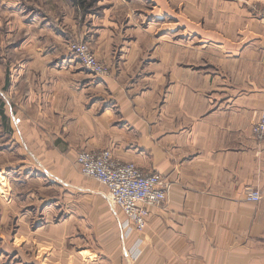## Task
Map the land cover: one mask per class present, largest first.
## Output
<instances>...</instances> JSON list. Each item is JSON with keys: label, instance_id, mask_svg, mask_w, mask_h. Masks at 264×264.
<instances>
[{"label": "crops", "instance_id": "1", "mask_svg": "<svg viewBox=\"0 0 264 264\" xmlns=\"http://www.w3.org/2000/svg\"><path fill=\"white\" fill-rule=\"evenodd\" d=\"M32 1L2 0L16 71L0 99L25 177L60 193L0 205V264H264V0ZM66 31L109 73L59 53ZM104 149L167 179L143 231L76 169L79 151Z\"/></svg>", "mask_w": 264, "mask_h": 264}, {"label": "built area", "instance_id": "2", "mask_svg": "<svg viewBox=\"0 0 264 264\" xmlns=\"http://www.w3.org/2000/svg\"><path fill=\"white\" fill-rule=\"evenodd\" d=\"M70 51L90 73L96 76L108 74V68L87 42L72 43ZM252 132L257 141L264 142V110ZM76 163L81 174L97 180L107 189L111 205L120 210L137 232L146 228L150 207L163 205L167 200L168 182L165 177L158 173H145L133 162H119L109 149L83 150ZM261 198L258 190H249V201L258 202Z\"/></svg>", "mask_w": 264, "mask_h": 264}, {"label": "rangeland", "instance_id": "3", "mask_svg": "<svg viewBox=\"0 0 264 264\" xmlns=\"http://www.w3.org/2000/svg\"><path fill=\"white\" fill-rule=\"evenodd\" d=\"M32 2H34V0ZM53 10H55L54 5H53ZM2 11H3L2 10V0H0V14L2 13ZM153 26L157 27L159 25H157L155 21ZM4 27H5L4 22L0 20V77H5V74L6 75L8 73L12 74V72L16 71L14 68H12L11 70L9 68L10 64L15 62L16 55L9 54L7 51V45H5L7 44V42H4L3 37H2V32H3ZM70 33L69 31H66L67 38L63 41H61L60 39L58 40V42H56L53 39V44L55 42L54 47L57 48L58 52L63 54V56L70 54V47L72 43H75L78 41H84L80 37L79 33H75V32H70ZM47 52L48 53L51 52L49 48ZM72 56L74 60L80 63V61L78 60V58H76L75 55H72ZM82 67L84 68V66ZM109 71L110 70L108 69V73ZM16 123L17 121H13L8 116L2 118L0 115V205L1 204H11L15 201V199L19 201L21 204L26 205L27 207H33V205L38 207L43 202L45 203L44 205H54L59 201L56 198H58L57 194L60 193L59 191L60 186L58 187L52 186V188H49L48 187L49 185H47V181L45 179L42 180L43 182H40V180L33 182L32 181L33 178L25 177L27 175L26 168L32 165H25L21 163V161L25 160L27 156H26L25 151H23L20 148V145L18 144V141H19L18 134L15 132V126H14ZM81 151H79L78 154ZM91 151H99V150H91ZM78 154H77V157H78ZM75 166H76L77 171L80 173L76 161H75ZM32 175L33 176L38 175L40 177L41 173L39 175V173L37 174L33 172V174L29 176L33 177ZM87 178L95 182H98L97 180L93 178H90V177H87ZM44 205H42V210L46 208V206ZM1 213L2 212L0 209V218H1ZM32 213H33L32 218L34 219H39V218H42V216H44L42 215L44 213L35 212V211ZM10 218L16 219L17 215L15 216L11 214ZM12 230L15 231L16 229H12ZM12 262H17V261L12 260Z\"/></svg>", "mask_w": 264, "mask_h": 264}, {"label": "trees", "instance_id": "4", "mask_svg": "<svg viewBox=\"0 0 264 264\" xmlns=\"http://www.w3.org/2000/svg\"><path fill=\"white\" fill-rule=\"evenodd\" d=\"M74 1L77 2L78 4H81L83 0H74ZM3 107H4V102L2 101V99H0V115H1L2 118L6 117L4 115Z\"/></svg>", "mask_w": 264, "mask_h": 264}]
</instances>
